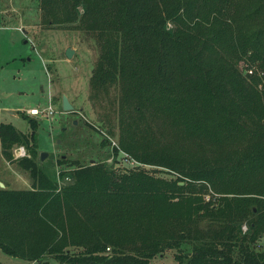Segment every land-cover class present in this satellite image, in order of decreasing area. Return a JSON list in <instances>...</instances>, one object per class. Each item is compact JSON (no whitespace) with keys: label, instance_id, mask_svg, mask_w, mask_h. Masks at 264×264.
I'll return each mask as SVG.
<instances>
[{"label":"trees","instance_id":"obj_1","mask_svg":"<svg viewBox=\"0 0 264 264\" xmlns=\"http://www.w3.org/2000/svg\"><path fill=\"white\" fill-rule=\"evenodd\" d=\"M39 4L44 22L95 38L91 87L117 88L119 151L141 164L75 160L51 176L39 122H0L2 154L32 178L0 185V249L59 264H264V0Z\"/></svg>","mask_w":264,"mask_h":264},{"label":"rangeland","instance_id":"obj_2","mask_svg":"<svg viewBox=\"0 0 264 264\" xmlns=\"http://www.w3.org/2000/svg\"><path fill=\"white\" fill-rule=\"evenodd\" d=\"M68 48L74 50L72 57L67 55ZM98 55L95 38L79 21L49 24L42 20L39 0H0V122L12 123L25 133L29 132L30 124L22 112L39 122L38 161L51 176L75 167L71 165L75 160L80 164L103 161L110 168L125 163L119 151L116 126L118 90L111 87L95 96L91 87ZM64 95L74 110L63 109ZM50 98L53 116L29 114L32 107H47ZM41 153L47 155L44 160ZM61 158L68 163L61 164ZM0 179L13 180L12 188H31L30 172L8 160L1 152V144ZM70 180L60 178L59 183ZM0 262L59 264L53 257L42 262L28 261L2 249Z\"/></svg>","mask_w":264,"mask_h":264},{"label":"built area","instance_id":"obj_3","mask_svg":"<svg viewBox=\"0 0 264 264\" xmlns=\"http://www.w3.org/2000/svg\"><path fill=\"white\" fill-rule=\"evenodd\" d=\"M249 72L252 73L253 70L250 69ZM260 88H261V86H260ZM28 110H29L28 111L29 114L32 115V116L43 115L46 118H50L55 113V110H54L53 105H52V99L51 98H50V103H49V105L47 107H45L43 109H40V108H37V107H32V108H30ZM14 149H15L14 152H15V157L16 158L29 156L26 147L23 146V145L15 147ZM120 152L122 153V159L125 162L123 164V166H126L127 168H133V167H137V166H139L141 164L135 158L131 157L127 152L122 151V150ZM243 229L247 230V226L244 225Z\"/></svg>","mask_w":264,"mask_h":264},{"label":"water","instance_id":"obj_4","mask_svg":"<svg viewBox=\"0 0 264 264\" xmlns=\"http://www.w3.org/2000/svg\"><path fill=\"white\" fill-rule=\"evenodd\" d=\"M74 54V50L72 48H68L67 49V55L69 57H72ZM63 109L65 111H72L74 110V105L70 102L69 98L64 95L63 97ZM46 153H41V160H44L46 158ZM183 183V182H182ZM1 187H4V184L3 183H0Z\"/></svg>","mask_w":264,"mask_h":264},{"label":"crops","instance_id":"obj_5","mask_svg":"<svg viewBox=\"0 0 264 264\" xmlns=\"http://www.w3.org/2000/svg\"><path fill=\"white\" fill-rule=\"evenodd\" d=\"M31 181H32V179H31ZM0 183H3L4 184V186L6 185L8 188H12V183H13V180H11V179H8L6 182L4 181V182H2L1 181V179H0ZM14 189H16V188H14Z\"/></svg>","mask_w":264,"mask_h":264}]
</instances>
